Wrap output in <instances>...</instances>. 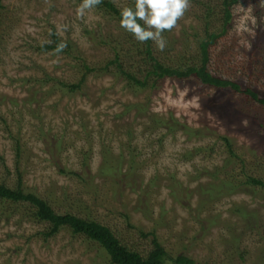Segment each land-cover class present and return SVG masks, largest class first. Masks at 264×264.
I'll list each match as a JSON object with an SVG mask.
<instances>
[{
	"label": "rangeland",
	"instance_id": "rangeland-1",
	"mask_svg": "<svg viewBox=\"0 0 264 264\" xmlns=\"http://www.w3.org/2000/svg\"><path fill=\"white\" fill-rule=\"evenodd\" d=\"M81 3L2 0L0 185L21 183L56 213L97 221L142 256L152 232L171 258L264 264V190L242 175L264 181V106L242 93L264 99V0H239L209 48L208 71L242 92L196 77L133 86L112 62L144 71L142 44L107 13L78 15ZM222 18L219 0H189L162 33L164 49L152 41L153 57L170 68L200 65L199 43L221 32ZM52 32L68 53L37 51ZM82 79L75 92L59 85ZM28 210L0 202V264H108L96 244L67 231L43 240Z\"/></svg>",
	"mask_w": 264,
	"mask_h": 264
},
{
	"label": "trees",
	"instance_id": "trees-1",
	"mask_svg": "<svg viewBox=\"0 0 264 264\" xmlns=\"http://www.w3.org/2000/svg\"><path fill=\"white\" fill-rule=\"evenodd\" d=\"M128 1V7L133 6L134 0ZM219 1L221 12L223 13L222 30L220 33H205V39L199 43L200 65L195 66L194 64H191L178 68L165 67L155 57H153L151 47L152 40L140 42L142 44V48L140 49L141 60L146 65V69L144 71H139L134 75L131 72L123 70L122 65L118 63L117 59H115L112 64H116V68L119 69L120 75H122L126 81L138 88H146L149 81H151L150 87H154L158 81L166 78L183 80L190 77H196L203 86L214 89H229L234 92H242L238 84L211 75L206 66L209 63V48L216 43L217 39L225 34L227 24L231 19V8L235 6L239 0ZM92 9L107 13L108 16L115 19L119 23V13L121 9L115 6L111 0H100V2ZM2 10V0H0V12ZM209 12L210 11L207 13L208 15ZM165 31L167 32L168 30ZM36 49L42 53L48 51L68 53V46L66 45L65 48H63L61 41L53 32L51 34V41L37 46ZM84 68L87 71H92L86 66ZM83 79L74 85H65L63 83L59 85L69 89L71 92H75L80 88ZM242 93L249 97L252 101L264 106V99H259L258 95L252 90L247 89ZM221 139L225 144L228 154H230L231 157L235 159V162L240 164L242 170H244L246 165L241 158L234 154L230 140L226 138ZM18 143V140L14 143L16 144L15 150L17 157L19 156ZM58 172L61 175L80 177L77 172H68L67 170L61 168L58 169ZM242 175L246 178L245 185L264 190L263 180L247 175L244 171ZM4 201L10 202L12 205L26 206V210H28L29 207V221L44 227L43 231L38 233L43 240L52 238L62 230L67 231L74 237L79 236L89 243L96 244L105 254L108 264H165L166 262H171L172 264H194L193 260L184 256L171 258L168 253L165 252V249L161 246L155 234L152 232L148 235L152 237L151 249L145 256H142L138 251L132 250L126 245H123L107 226L88 218L79 217L75 213H56L48 201L33 193H25L21 187V183H18L17 187L13 189L0 185V202Z\"/></svg>",
	"mask_w": 264,
	"mask_h": 264
},
{
	"label": "clouds",
	"instance_id": "clouds-1",
	"mask_svg": "<svg viewBox=\"0 0 264 264\" xmlns=\"http://www.w3.org/2000/svg\"><path fill=\"white\" fill-rule=\"evenodd\" d=\"M100 0H82L77 14L95 7ZM189 0H134L120 10L119 25L139 42L152 40L159 50L165 47L162 33L172 29L188 7Z\"/></svg>",
	"mask_w": 264,
	"mask_h": 264
}]
</instances>
